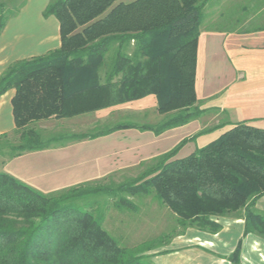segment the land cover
Here are the masks:
<instances>
[{
    "label": "trees",
    "instance_id": "16d2710c",
    "mask_svg": "<svg viewBox=\"0 0 264 264\" xmlns=\"http://www.w3.org/2000/svg\"><path fill=\"white\" fill-rule=\"evenodd\" d=\"M0 0V32L20 0ZM209 0H49L43 10L59 23L60 46L17 60L0 75V94L13 87V133L0 135V157L61 143L95 138L118 129L158 135L206 112L196 98L195 62L203 9ZM17 3V4H16ZM131 41L133 44L130 45ZM147 94L162 114L157 123L118 122L92 132L61 133L42 139L31 123L70 118ZM204 126L150 159L135 178L97 190L84 186L42 192L0 170V264H155L150 250L164 245L160 234L129 246L95 216L88 194L116 198L119 210L139 208L136 198L153 195L185 230L216 232V217L239 215L244 234L264 238V129L237 122L191 153L175 158L189 140L223 127ZM64 140V141H63ZM93 194V195H94ZM86 196V197H85ZM130 196L133 198L131 199ZM85 198L83 204L77 203ZM240 243L231 254H239ZM165 250H160L164 252Z\"/></svg>",
    "mask_w": 264,
    "mask_h": 264
},
{
    "label": "crops",
    "instance_id": "0c3cea01",
    "mask_svg": "<svg viewBox=\"0 0 264 264\" xmlns=\"http://www.w3.org/2000/svg\"><path fill=\"white\" fill-rule=\"evenodd\" d=\"M48 1L20 0L17 14L8 19L0 32V75L17 60L42 55L60 46L58 20L43 14ZM194 88L199 107L206 112L221 113L222 120L228 124L187 141L175 158L205 145L237 122L264 129V0L207 2L197 38ZM14 94L13 87L0 94V135L14 131ZM124 104L145 118L147 114L161 116L154 94L106 108ZM202 127L199 117L158 135L135 128L115 130L91 139L1 158L0 170L40 191H53L75 184L64 183L72 178L95 179L155 157ZM93 143L96 149L86 148ZM255 207L264 212V195L256 200ZM215 220L220 224L216 232L187 227L161 247L167 250L165 253L152 255V261L155 264H264V238L254 233L244 234L242 217L222 216ZM238 243L239 254L230 258Z\"/></svg>",
    "mask_w": 264,
    "mask_h": 264
},
{
    "label": "rangeland",
    "instance_id": "374dc122",
    "mask_svg": "<svg viewBox=\"0 0 264 264\" xmlns=\"http://www.w3.org/2000/svg\"><path fill=\"white\" fill-rule=\"evenodd\" d=\"M7 5H11L13 2L11 0H3ZM19 0H16L18 3ZM16 3V4H17ZM106 108V107H105ZM96 111V110H95ZM158 112V111H157ZM160 114V113H159ZM144 117L138 112L135 114L134 110L128 104L119 106L118 108L103 109L96 112L85 113L79 116H74L70 118H64L62 120H53L52 118L41 119L31 123L30 126L37 129L41 135L42 139L47 140L48 137L52 135H57L61 133H83L92 132L95 128H103L104 126H112L118 122H137V123H157L161 120V116L155 117L154 115H148ZM202 125L210 126L215 123L216 119H222L221 113L215 114V112L207 111L201 116ZM122 130V129H118ZM91 139L83 138L81 140ZM9 141L12 143L18 142V136L14 133L9 134ZM64 141V140H63ZM74 142V141H72ZM50 146L63 144L61 141L51 142ZM65 144V143H64ZM93 144H88L86 147L91 151V149H96ZM151 159V158H150ZM150 159H144L138 164L122 168L119 170L111 171L100 177V173H96L97 178L91 179L87 176H78L76 178L70 179V181H64L65 184L75 183L73 185H68L53 191L69 189L72 186H86L89 189L97 190L98 186H116L119 183L135 178L139 175L142 170L150 164ZM1 160V157H0ZM39 165L43 166L44 163ZM1 168V162H0ZM89 178V179H88ZM88 180V181H86ZM48 191V192H53ZM43 192V191H42ZM87 199L91 202L96 201L93 206H86L87 209H92L95 216H103V226L114 236H116L125 245H135L144 240H150L155 238L160 234H168V241L162 246L150 250L148 253H165L166 249H161V247L167 245L174 236L182 232V228L178 226L175 222L174 215L166 207L158 203V201L153 197V195L141 196L136 198L139 208L134 210H119L116 206V198L110 195H105L99 193H91ZM94 194V195H93ZM86 197V196H85ZM132 199L133 197L130 196ZM85 198H81L77 203L83 204ZM165 250L164 252H160ZM152 260V258H151Z\"/></svg>",
    "mask_w": 264,
    "mask_h": 264
}]
</instances>
